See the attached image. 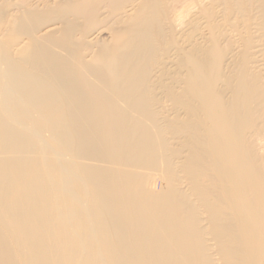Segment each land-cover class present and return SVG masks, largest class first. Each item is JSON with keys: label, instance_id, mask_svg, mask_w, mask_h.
<instances>
[{"label": "bare ground", "instance_id": "6f19581e", "mask_svg": "<svg viewBox=\"0 0 264 264\" xmlns=\"http://www.w3.org/2000/svg\"><path fill=\"white\" fill-rule=\"evenodd\" d=\"M0 264H264V0H0Z\"/></svg>", "mask_w": 264, "mask_h": 264}]
</instances>
